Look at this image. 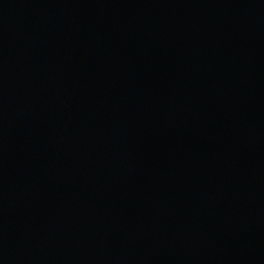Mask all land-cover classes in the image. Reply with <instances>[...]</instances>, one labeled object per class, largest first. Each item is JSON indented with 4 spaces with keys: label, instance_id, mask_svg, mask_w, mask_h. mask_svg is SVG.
<instances>
[{
    "label": "water",
    "instance_id": "95a60500",
    "mask_svg": "<svg viewBox=\"0 0 264 264\" xmlns=\"http://www.w3.org/2000/svg\"><path fill=\"white\" fill-rule=\"evenodd\" d=\"M0 264H264V0H0Z\"/></svg>",
    "mask_w": 264,
    "mask_h": 264
}]
</instances>
